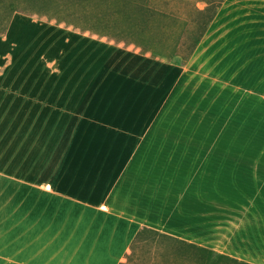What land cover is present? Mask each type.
Wrapping results in <instances>:
<instances>
[{"label":"crops","instance_id":"0c3cea01","mask_svg":"<svg viewBox=\"0 0 264 264\" xmlns=\"http://www.w3.org/2000/svg\"><path fill=\"white\" fill-rule=\"evenodd\" d=\"M222 5L186 61L13 15L1 41L37 30L0 57V264H124L143 228L264 264L231 243L264 238V0Z\"/></svg>","mask_w":264,"mask_h":264},{"label":"trees","instance_id":"16d2710c","mask_svg":"<svg viewBox=\"0 0 264 264\" xmlns=\"http://www.w3.org/2000/svg\"><path fill=\"white\" fill-rule=\"evenodd\" d=\"M224 0H0V35L5 34L15 13L37 16L106 38L115 44L134 45L141 54L170 61H186L193 54ZM198 4H204L200 8ZM186 51L185 55L180 50ZM152 235L181 244L203 259L227 258L210 250L146 228L134 237L126 259L136 243ZM219 262V261H218ZM125 264V263H124Z\"/></svg>","mask_w":264,"mask_h":264},{"label":"rangeland","instance_id":"374dc122","mask_svg":"<svg viewBox=\"0 0 264 264\" xmlns=\"http://www.w3.org/2000/svg\"><path fill=\"white\" fill-rule=\"evenodd\" d=\"M198 6L202 8L204 7V4H198ZM28 17H30L34 21H37L38 23L57 26L55 22L49 21L46 18H39L37 16ZM16 26H18V28L10 34L7 42L0 40L1 58L6 55L14 57L15 50L11 49L9 45L11 43H14L16 47H19V44L24 45L23 39L35 33L37 30L36 25H30L28 22H26V20L21 21V25L16 24ZM28 50H32V48L29 47ZM33 52L36 51L34 50ZM185 53L186 51L184 49L180 50L181 55H185ZM220 184L223 186V192L217 193L218 202L223 204L228 203V206L229 204H232L234 210L237 211V206L241 208V202L235 201L236 199L240 201L239 195H234L233 186H229V184H227L226 186L224 180H222ZM261 202H264L263 197L261 199ZM191 210H193V207L191 208ZM211 227L212 229H210L207 233H200L202 234L201 237L207 241L216 243L225 242V235H227L226 233L228 232V230H225L227 226H221L216 222L213 223ZM143 239L144 240L136 243L133 253L131 254L129 259H126L125 264H240L227 258H219L218 262L216 261L214 256L209 260L203 259L199 253L183 248L181 244H178L171 240L162 239L157 236L152 237V235H145ZM243 239H247L252 243L264 244L263 236L257 231L255 232V234L249 233L248 236L241 232V234H237L236 238L231 241V243L240 245Z\"/></svg>","mask_w":264,"mask_h":264}]
</instances>
